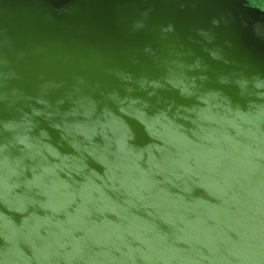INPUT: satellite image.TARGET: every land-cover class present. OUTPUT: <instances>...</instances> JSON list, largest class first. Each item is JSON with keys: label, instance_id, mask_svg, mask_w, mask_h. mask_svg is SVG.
Returning <instances> with one entry per match:
<instances>
[{"label": "water", "instance_id": "1", "mask_svg": "<svg viewBox=\"0 0 264 264\" xmlns=\"http://www.w3.org/2000/svg\"><path fill=\"white\" fill-rule=\"evenodd\" d=\"M0 264H264V10L0 0Z\"/></svg>", "mask_w": 264, "mask_h": 264}, {"label": "trees", "instance_id": "2", "mask_svg": "<svg viewBox=\"0 0 264 264\" xmlns=\"http://www.w3.org/2000/svg\"><path fill=\"white\" fill-rule=\"evenodd\" d=\"M248 2L252 7L264 10V0H248Z\"/></svg>", "mask_w": 264, "mask_h": 264}, {"label": "flooded vegetation", "instance_id": "3", "mask_svg": "<svg viewBox=\"0 0 264 264\" xmlns=\"http://www.w3.org/2000/svg\"><path fill=\"white\" fill-rule=\"evenodd\" d=\"M250 3V2H249ZM251 5V4H250Z\"/></svg>", "mask_w": 264, "mask_h": 264}]
</instances>
